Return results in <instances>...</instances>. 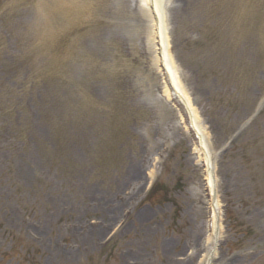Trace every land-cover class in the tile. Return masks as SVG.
<instances>
[{"label": "rangeland", "instance_id": "374dc122", "mask_svg": "<svg viewBox=\"0 0 264 264\" xmlns=\"http://www.w3.org/2000/svg\"><path fill=\"white\" fill-rule=\"evenodd\" d=\"M163 4L207 134L214 239L147 6L0 0V264H264V0Z\"/></svg>", "mask_w": 264, "mask_h": 264}, {"label": "bare ground", "instance_id": "6f19581e", "mask_svg": "<svg viewBox=\"0 0 264 264\" xmlns=\"http://www.w3.org/2000/svg\"><path fill=\"white\" fill-rule=\"evenodd\" d=\"M147 9L151 11V22H154L155 37L157 39V57L154 58L153 63L157 67V63L162 67V72L170 84L173 92L185 109V118L189 132L193 138L192 152L194 161L202 173L204 181V194L207 201V212L209 213V227L211 233L214 234L220 227V204L215 192V183L213 179V172L210 164V153L207 143V134L204 130L200 117L193 106V103L186 92L184 86L180 81L178 69L169 51V41L167 34V25L164 14L163 0H140ZM149 14V11L146 10ZM163 94L168 97V90L164 85H161ZM178 121L180 118L178 117ZM186 264V263H185Z\"/></svg>", "mask_w": 264, "mask_h": 264}, {"label": "trees", "instance_id": "16d2710c", "mask_svg": "<svg viewBox=\"0 0 264 264\" xmlns=\"http://www.w3.org/2000/svg\"><path fill=\"white\" fill-rule=\"evenodd\" d=\"M165 186L163 184H154L151 191L149 192V200H152L155 204L159 203L161 198L166 197ZM161 197V198H160Z\"/></svg>", "mask_w": 264, "mask_h": 264}, {"label": "water", "instance_id": "95a60500", "mask_svg": "<svg viewBox=\"0 0 264 264\" xmlns=\"http://www.w3.org/2000/svg\"><path fill=\"white\" fill-rule=\"evenodd\" d=\"M171 97L173 99L174 104L180 109L182 114L184 113V115H185V111L183 110V107H182L181 103L177 100V98H176V96H175L173 91H172Z\"/></svg>", "mask_w": 264, "mask_h": 264}]
</instances>
